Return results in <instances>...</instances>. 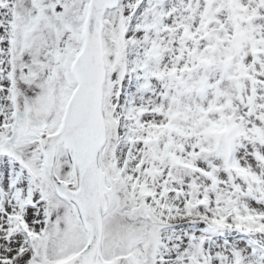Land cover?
<instances>
[{"label": "snow or ice", "instance_id": "obj_1", "mask_svg": "<svg viewBox=\"0 0 264 264\" xmlns=\"http://www.w3.org/2000/svg\"><path fill=\"white\" fill-rule=\"evenodd\" d=\"M0 264H264V0H0Z\"/></svg>", "mask_w": 264, "mask_h": 264}]
</instances>
